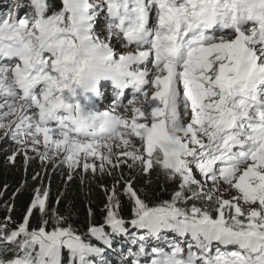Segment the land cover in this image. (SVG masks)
Masks as SVG:
<instances>
[{"label":"snow or ice","instance_id":"1","mask_svg":"<svg viewBox=\"0 0 264 264\" xmlns=\"http://www.w3.org/2000/svg\"><path fill=\"white\" fill-rule=\"evenodd\" d=\"M23 7L12 0L0 15V129L33 151L43 143L41 160L63 153L68 180L82 162L85 172L121 175L103 223L90 219L86 233L55 209L50 224L39 195L15 230L0 222V264H264V0H30L21 17ZM96 51L137 65L131 119L117 112L123 104L97 110L119 122L110 144L78 123L95 93ZM121 165L148 177L159 168L178 186L150 206L135 178L125 181V219ZM120 244L138 250L125 255Z\"/></svg>","mask_w":264,"mask_h":264},{"label":"trees","instance_id":"2","mask_svg":"<svg viewBox=\"0 0 264 264\" xmlns=\"http://www.w3.org/2000/svg\"><path fill=\"white\" fill-rule=\"evenodd\" d=\"M9 157L14 158L9 159ZM40 162L38 153H28L26 162L25 153L18 147L11 149L4 146V149L0 151V222L5 223L10 230L17 228L19 223L23 222L27 209L35 198L36 186L40 185L48 193L45 203L50 212L49 220H51L52 210L55 209L60 216L66 217L64 226L71 224L78 229V234L86 233L90 219L91 223L97 226L103 223L106 215V196L97 171L96 173L89 170L82 172L81 168L77 167L73 178L68 180L69 169L65 163H58L51 168L47 164L41 170ZM160 175L163 174L160 173L159 168L152 172L151 177L142 174L140 167L134 169L136 190L142 187L147 188L146 191L157 190L156 193L152 191L153 195L150 198L145 197L149 205L153 203V200V205H156L171 199L170 191H165V189H171L159 184L158 176ZM148 180L151 183H147ZM119 200L122 217L130 219L132 213L128 199L120 195ZM191 203L189 202L187 207L190 208ZM9 208L12 210L9 211ZM89 209L93 212L91 218ZM40 217V211L37 208L33 209L30 230L38 226ZM84 238L89 239L87 236ZM92 242L98 244L94 240ZM12 255L14 253H9V256Z\"/></svg>","mask_w":264,"mask_h":264},{"label":"rangeland","instance_id":"3","mask_svg":"<svg viewBox=\"0 0 264 264\" xmlns=\"http://www.w3.org/2000/svg\"><path fill=\"white\" fill-rule=\"evenodd\" d=\"M29 0H22V4L25 5V7L19 9V16H23L27 11H29V8L27 7V5L29 4L28 2ZM19 2V0H18ZM12 4V0H8V5L6 6V12L9 8V6ZM23 14V15H22ZM121 51H123V49H121ZM130 71H136V68H137V65L133 64V65H130ZM103 81H100L99 83L101 84ZM112 84L107 81L105 86L100 88L97 92V90L95 91V93H92V92H89V93H86L87 97H88V100L90 101L89 103L85 104V108H88V107H95L97 106L99 103V99L101 97L102 94H105L108 90H115V88H113V86H111ZM150 88V86H148V89ZM150 90V89H149ZM139 98V97H138ZM131 100V99H126L124 102H123V105H126V109L127 110H123L122 111V115L125 116L126 118H129L131 119V116H132V112H131V105H127V102ZM139 100H143V99H139ZM104 101H109V100H104ZM111 102L115 101L114 99H111L110 100ZM101 105V103H100ZM136 106H141L140 104L136 103ZM103 107V105L100 106V110H103L101 109ZM0 137H2L3 139H0V151H2L4 149V146L6 148H14V147H18L22 150V152L25 153V158L27 157L28 158V153H38V157H40V154L39 153H43L45 151L44 149V146H43V143H41L40 145L37 146L38 148V152L37 151H33L32 150V145H31V141H28V144H27V147H25L24 145H20V144H17L14 140L11 139L10 136H5V133H4V130L0 129ZM137 141L139 140V138H135ZM41 141H42V137H41ZM139 146V145H137ZM114 151H119L118 149H114ZM41 159V158H40ZM64 159V154L61 153L60 155H57V156H54L52 157L51 159H46V160H41V162L39 163V166H40V169L43 170L47 164H49V167H54L55 165H57L58 163H62ZM121 159H127L126 157H121ZM116 160V157L114 156L113 157V161L115 162ZM89 163H95V164H99V161H96L94 160V158H90L88 160ZM129 163H131V161L129 160L128 161ZM81 168V171L83 172V162L81 163V165L79 166ZM121 168H122V171H123V180L120 182L119 185H117L115 191H116V197L119 199V196L122 195L125 199H128V202L132 208V202L129 200V198L125 195H123V188H124V182L125 181H130V180H133V172H134V169H138L139 166H136L132 169H129L127 167V165H121ZM109 170H111L113 172V174L111 176L107 175V173H105V175H101L99 170L97 169V172H98V176L100 178L99 182L101 183L103 189H107V191H105V196H106V204L105 206L108 204V196L111 195V192H112V188H113V185L114 183L120 179V175H121V171L120 170H116V169H111V166H109ZM91 172V170H89ZM158 179H159V184L160 186H165L167 188H170L171 190L172 189H176L177 186H178V181L177 182H168L165 177L163 175H160L158 176ZM197 179H200L199 176H197ZM136 185V183H135ZM209 186H211V182H209ZM146 187V186H145ZM147 189V188H138V192H140L141 194V197L146 199L145 197H151L153 195L152 191L154 193L157 192V190H152V191H148L147 190V195L145 196L144 195V190ZM35 198L39 195L41 199H45V196H44V189L41 188V186H36V189H35ZM236 195V192L235 190H230L229 192H227L225 194V198H228V197H231V196H234ZM34 198V199H35ZM148 202V200H146ZM197 202V206H203L204 205V201H196ZM113 205H115V199L113 200ZM153 203H154V200H153ZM153 203L150 205V206H154ZM38 209V207H37ZM39 210V209H38ZM105 212H106V207H105ZM48 217L50 215V212H48ZM50 223H51V220H50ZM16 228H14L15 230ZM48 230H51V227H49ZM171 235V234H170ZM135 246L137 245H127V244H120L118 245V247L121 248V250L123 251L124 249L128 250L129 247H131L132 249L135 248ZM66 252V250H65ZM64 252V253H65ZM127 255V254H126Z\"/></svg>","mask_w":264,"mask_h":264},{"label":"clouds","instance_id":"4","mask_svg":"<svg viewBox=\"0 0 264 264\" xmlns=\"http://www.w3.org/2000/svg\"><path fill=\"white\" fill-rule=\"evenodd\" d=\"M89 56L91 57V70L94 76L97 77L95 80V91L100 81H109L113 87L118 89L125 88V85H127L126 87L133 86L132 78L128 75V73L132 72L129 66H120L117 58L113 60L104 59L102 51L90 52ZM135 103L142 106L143 100L136 99ZM78 123L82 132L94 131L96 134L95 138L100 143L110 144L119 130V122L112 115L107 117L98 115V111L91 108L84 109ZM169 131L175 134L178 128L170 127Z\"/></svg>","mask_w":264,"mask_h":264},{"label":"bare ground","instance_id":"5","mask_svg":"<svg viewBox=\"0 0 264 264\" xmlns=\"http://www.w3.org/2000/svg\"><path fill=\"white\" fill-rule=\"evenodd\" d=\"M118 103H120V102H113V103H109V102H105V104H103V107L101 108V109H103V110H110L113 106H115V105H117ZM124 106H126V105H124ZM123 110H125V108H120V107H118L117 108V112L119 113V114H123L122 113V111Z\"/></svg>","mask_w":264,"mask_h":264}]
</instances>
